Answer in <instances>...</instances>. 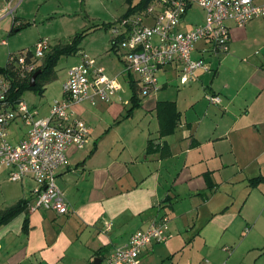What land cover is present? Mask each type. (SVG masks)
I'll use <instances>...</instances> for the list:
<instances>
[{"label":"crops","instance_id":"obj_1","mask_svg":"<svg viewBox=\"0 0 264 264\" xmlns=\"http://www.w3.org/2000/svg\"><path fill=\"white\" fill-rule=\"evenodd\" d=\"M11 1L0 0V22L12 8ZM227 26L229 52L202 55L210 72H198L185 84L179 66L158 73L164 77L170 67L183 90L198 83L205 90V100L188 94L185 115L176 99L169 100L180 113L173 135L160 139L158 123L151 131L130 125L133 113L118 123L130 106L120 96L122 89L108 104L71 106L90 136L83 149L67 150V164L57 172L65 215L32 210L36 184L29 178L12 183L8 172L0 171V211L27 202L25 213L0 227V264H93L96 259L104 264L114 249L163 216L169 219V239L148 247L139 264L213 261V243L205 235L208 227L225 241L220 246L225 255L214 264H264V184H248L264 177V20ZM191 27L181 23L180 29ZM112 40L113 35L104 49ZM82 43L78 54H96L91 44ZM204 48L203 43L196 46V59ZM161 83L159 91L166 89L167 79ZM208 96L218 97L220 103H210ZM62 99L63 94L48 101L45 113L44 108L31 109L46 117L52 103ZM159 101L165 100L140 101L139 108L154 113ZM25 133L26 128L10 141L17 143ZM149 141L166 145L168 154H146ZM250 167L254 172L248 173ZM25 218L27 234L22 232Z\"/></svg>","mask_w":264,"mask_h":264},{"label":"built area","instance_id":"obj_2","mask_svg":"<svg viewBox=\"0 0 264 264\" xmlns=\"http://www.w3.org/2000/svg\"><path fill=\"white\" fill-rule=\"evenodd\" d=\"M193 7L203 11L202 23L181 30L183 18ZM6 13L11 14L12 9ZM254 19L264 20V0L260 3L254 0H153L142 12L121 19L111 31L113 39H118L116 51L123 52L126 75L136 77L139 94L147 97L159 91L157 74L167 66L180 67L182 84L192 81L198 72H210L202 55L229 52L227 23L243 27ZM200 43L205 45L200 51L201 57L192 59ZM48 49V42L41 40L33 51H22L12 58L21 78L34 73ZM9 89L10 81L1 75L0 171H7L12 183L29 178L36 184L32 210L65 215L68 209L56 186L57 172L67 164V150L83 149L90 136L89 127L72 114L71 106L108 104L121 86L116 77L107 75L87 56H82L81 64L66 73L61 86L63 99L52 103L46 117H39L36 110L28 108L21 100L11 106ZM207 100L212 104L220 103L218 97L208 96ZM18 120L26 133L17 143H12L7 130ZM168 239L169 219L163 216L145 231L134 233L125 245L114 249L104 264H139L148 247L165 244Z\"/></svg>","mask_w":264,"mask_h":264},{"label":"rangeland","instance_id":"obj_3","mask_svg":"<svg viewBox=\"0 0 264 264\" xmlns=\"http://www.w3.org/2000/svg\"><path fill=\"white\" fill-rule=\"evenodd\" d=\"M137 1L133 0L132 3L136 4ZM11 2L12 13H6L3 16L4 19L0 22V69L5 67L9 54L18 55L22 51H33L38 41H47L49 44L48 50H50L56 46L63 47L69 44L76 34L83 32L86 35L81 43L91 44V47L96 51V54L92 53L91 55H88L87 52L82 54L77 52L76 54L61 56L53 69L52 79L42 84L43 94L27 91L22 95L21 101L25 102L28 108L35 107L39 110L44 108L43 112L45 113L48 101L62 96L61 86L65 75L71 67L81 64L82 56H87L96 66L102 68L107 75L116 77L122 89L121 92L119 91L121 93L120 96L124 99L127 98L128 103L130 102L132 91L124 71L123 52L111 50V43L110 48L107 46V49H104L108 37L113 35L111 29L105 28L106 25H115L124 17L139 13L135 12L132 15H127L129 9L127 0H21L20 2L19 0H12ZM203 17V11L193 7L183 19L182 24L196 26L202 22ZM14 18L16 19L15 26H22V28L19 32L10 34L9 30ZM2 42H4L3 45ZM195 57L196 54L193 53L192 59H196ZM204 62L209 67L207 58L204 59ZM167 71L164 77L161 74H157L158 84H162L161 82L165 78L167 79L166 89L152 93L147 97H142L138 93L142 104L144 101L154 99V97L165 101L176 99L178 109L185 115L189 111L186 110L185 100L188 94H200V98L205 100V97H203L205 90L199 83L193 85L191 90H183L176 76L178 73L172 71L170 67L167 68ZM130 78L136 79L134 75H130ZM129 107H126L122 117L126 114ZM132 113L134 114L132 120L128 122L130 125L143 127L150 131L155 129L157 125L155 112L150 113L138 107ZM43 114L39 112L40 117ZM122 117H120L118 123L123 120ZM128 118H131V116ZM20 123L21 121L18 120L17 124H12L8 128L7 132L10 140L19 132H24L25 127ZM19 126H21L20 130ZM154 143H157V141ZM252 167L248 169V173L254 172ZM56 184L58 186L57 182ZM263 222V220L260 222L262 225L261 232L264 231ZM240 232L238 233L239 235L241 234ZM205 235L213 243L211 245L214 247V260H219L220 257L225 255L220 249L221 244L225 242L224 239L221 238V234L218 231L210 227L205 229ZM208 260L209 264H214V260Z\"/></svg>","mask_w":264,"mask_h":264},{"label":"trees","instance_id":"obj_4","mask_svg":"<svg viewBox=\"0 0 264 264\" xmlns=\"http://www.w3.org/2000/svg\"><path fill=\"white\" fill-rule=\"evenodd\" d=\"M10 1V0H6ZM133 0H127L129 9L127 15H132L135 12H142L153 0H138L136 4L132 3ZM16 19H13L10 34L17 33L21 30L22 26H15ZM112 25H106V29H111ZM85 32L76 34L73 40L63 46H56L48 50L41 62V65L37 67L34 71H41L35 80V85L30 86V78L34 74L21 78L18 71L15 69L12 64V58L15 55H8L7 63L3 69H0V74L5 76L6 79L10 81V89L8 93V101L11 106L16 105L21 100L22 95L27 91L37 92L38 94H43L44 90L42 89V84L49 82L53 77V69L56 66L59 58L61 56H67L76 54L79 52V45L83 40ZM118 39H113L111 43V50L116 51V42ZM128 83L130 84V89L132 91L130 97V107L127 110L126 114L122 119H127L132 115V112L140 106V99L138 97L139 87L135 80L130 78V75H127ZM155 115L158 123V134L159 138H165L171 136L175 133L178 123L180 121V113L176 108L175 102L170 101H159L155 107ZM159 153L160 157H165L168 154V149L166 145H154L152 141H149L146 148V154H155ZM249 187L256 188L260 184H264V177H257L250 179L248 181ZM27 210V202L21 201L16 205L7 208L3 211H0V227L8 224L12 219L21 213H25ZM22 232L24 234L28 233V219L25 218L22 225Z\"/></svg>","mask_w":264,"mask_h":264},{"label":"water","instance_id":"obj_5","mask_svg":"<svg viewBox=\"0 0 264 264\" xmlns=\"http://www.w3.org/2000/svg\"><path fill=\"white\" fill-rule=\"evenodd\" d=\"M41 73V71H36L32 76H31V78H30V86L31 87H33L34 85H35V80H36V78H37V76L39 75ZM99 260H95L94 262H93V264H99Z\"/></svg>","mask_w":264,"mask_h":264}]
</instances>
